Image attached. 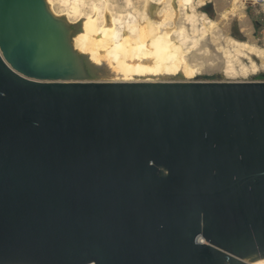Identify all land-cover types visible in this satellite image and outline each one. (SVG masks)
Returning <instances> with one entry per match:
<instances>
[{
  "label": "water",
  "instance_id": "water-1",
  "mask_svg": "<svg viewBox=\"0 0 264 264\" xmlns=\"http://www.w3.org/2000/svg\"><path fill=\"white\" fill-rule=\"evenodd\" d=\"M79 30L0 0V264L263 259L264 81L90 80Z\"/></svg>",
  "mask_w": 264,
  "mask_h": 264
},
{
  "label": "bare ground",
  "instance_id": "bare-ground-1",
  "mask_svg": "<svg viewBox=\"0 0 264 264\" xmlns=\"http://www.w3.org/2000/svg\"><path fill=\"white\" fill-rule=\"evenodd\" d=\"M145 1L147 7L141 16L137 15L139 13H127L130 19L121 16L122 14L109 16L101 4L99 7L94 6L95 16L85 14L82 9L86 4L85 0H62L65 9L61 13L55 10L54 0H47V3L54 15L80 28V32L73 38V46L77 52L89 58L97 67V73L124 75L110 82H164L157 81L160 77L201 80L199 70L190 66L186 55L188 42L192 41L197 46L198 40L189 35L186 27H170L167 20L173 17L172 3L168 2L169 6L162 11L166 18L155 21L161 12L156 5L165 0ZM125 2L127 7L133 4L132 0ZM193 2L194 0H180L184 7L193 6ZM150 15L156 19L151 20ZM127 19L128 22H125ZM142 19L146 24L141 22ZM187 19L192 23L197 21L195 14L187 16ZM175 35L178 41H175ZM239 46L248 48L245 42ZM250 49L254 50L252 47ZM252 70L254 73L258 70L255 63H252ZM226 73L232 75L237 74V71L230 65ZM253 264H264V258Z\"/></svg>",
  "mask_w": 264,
  "mask_h": 264
},
{
  "label": "rangeland",
  "instance_id": "rangeland-1",
  "mask_svg": "<svg viewBox=\"0 0 264 264\" xmlns=\"http://www.w3.org/2000/svg\"><path fill=\"white\" fill-rule=\"evenodd\" d=\"M61 1L54 0L55 10L59 13L65 9ZM125 1L85 0L86 6L84 5L82 9L83 13L95 16L94 6L99 7L101 4L109 16L122 14L121 16L130 19L129 13H139L137 15L141 16L147 7L145 0H132L133 4L131 6L127 4L128 7ZM168 2L172 3L174 10L173 17L167 20L170 27L176 29L186 27L189 35L198 40L197 46H194L192 41L188 42V49H186L190 66L199 70L198 75L201 80L198 81H208L209 77H215L214 81H264V9L262 7L250 5L249 0H194L193 6L188 7L182 6L180 0H165L161 2L162 4L156 5L159 11L161 10L158 15L155 13L157 19L151 15L150 19L164 20L166 14L162 11L169 6ZM208 7L211 8L212 15L205 10ZM193 14L197 18L195 23L187 19V16ZM141 22L146 24L143 19ZM235 27L241 34V38L234 35ZM79 32L80 30L75 31L72 37L74 38ZM174 37L175 41H178L176 35ZM237 42H245L248 48L240 47V43ZM251 47L254 50L251 51ZM252 63L258 67L255 73L252 70ZM230 65L236 69L237 74L226 73ZM244 70L247 72H243ZM120 77L124 75L110 76L106 73H97L90 77V80L110 82ZM182 78L171 80L160 77L157 81H190L182 80Z\"/></svg>",
  "mask_w": 264,
  "mask_h": 264
},
{
  "label": "built area",
  "instance_id": "built-area-1",
  "mask_svg": "<svg viewBox=\"0 0 264 264\" xmlns=\"http://www.w3.org/2000/svg\"><path fill=\"white\" fill-rule=\"evenodd\" d=\"M249 4L252 6H257L259 5L264 9V0H249Z\"/></svg>",
  "mask_w": 264,
  "mask_h": 264
}]
</instances>
